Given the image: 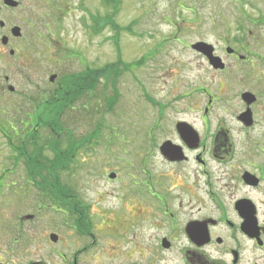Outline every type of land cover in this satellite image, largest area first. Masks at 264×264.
<instances>
[{
	"label": "rangeland",
	"instance_id": "rangeland-1",
	"mask_svg": "<svg viewBox=\"0 0 264 264\" xmlns=\"http://www.w3.org/2000/svg\"><path fill=\"white\" fill-rule=\"evenodd\" d=\"M18 2L21 7L13 10L16 14H0L4 23L18 27L21 33L20 38L7 34L5 45L0 41V257L9 264H70L79 246L96 240L103 243L107 255L110 246L118 243L120 256L126 258L122 245L133 239L126 246L135 244L133 259L151 260L153 232L146 225L131 233L121 229L130 228L128 221L133 223L131 214L137 206L131 209L126 203L121 209L118 195H124L127 186L109 180L107 175L121 174L123 182L128 183L132 170L129 164H139L145 155L147 130L156 115L151 100L164 108L167 105L163 112L165 123L187 119L201 132L195 114H176L173 110L200 109L207 104L206 92L210 93L214 101L208 115L207 137L214 133V125L223 123L237 149L241 147L242 137L236 132L229 110L240 108L236 92L253 83L260 87L257 82L264 81V65L256 58L264 59V0H120L116 9L102 0ZM105 15L111 16L118 30L108 24L93 30L95 21ZM198 41L217 48L227 72L212 70L191 48ZM226 45L240 55L246 56L244 48L253 54L255 68L251 76L247 74L251 64L235 63L236 58L224 54ZM106 65L113 66L110 78L99 76L90 95L85 94L61 116L64 133L56 148H66L65 132L70 131L77 139H90L88 146L74 151L65 170L57 171L59 183L72 188L94 223L93 236L83 239L76 237L69 226L64 216L67 209L59 206L62 212L53 210L58 201L52 205L46 195L43 200L51 203V208L39 207L43 204L41 195L27 178L23 153L37 152L41 159L51 161L52 134L46 127L25 124L34 123L33 112L38 111L35 108L41 97L56 90L63 74L100 72ZM51 74L55 76L52 82L48 80ZM107 97L111 109L107 108ZM262 105L264 100L255 108L260 117ZM7 133L9 142L4 135ZM157 135L161 139L165 136L160 132ZM251 137L262 148L253 160L264 162L263 123L253 129ZM20 144L22 154L17 151ZM249 145L258 149L254 143ZM158 163L157 170L161 168ZM212 168L219 176V168L213 164ZM187 176H180L179 182L185 183ZM219 187L224 193L229 186L219 180ZM143 212L146 217L149 211ZM26 214L33 218L25 219ZM19 216L23 219L24 239L16 232ZM81 228L89 229L86 225ZM51 233L58 236L57 242L50 240ZM53 248L59 249V255L52 252ZM101 251L95 245L92 250L76 252L77 260L80 264L120 261L105 259Z\"/></svg>",
	"mask_w": 264,
	"mask_h": 264
},
{
	"label": "flooded vegetation",
	"instance_id": "flooded-vegetation-1",
	"mask_svg": "<svg viewBox=\"0 0 264 264\" xmlns=\"http://www.w3.org/2000/svg\"><path fill=\"white\" fill-rule=\"evenodd\" d=\"M20 7L19 2L11 5L0 0V14H16L13 10ZM13 27L14 25L4 23L0 19V35H11ZM244 52L246 56L240 55L237 49H234L232 53H225L224 49L225 55L236 58L235 63H250L247 74L251 76L254 73L252 72L255 68L254 61L247 48H244ZM214 54L223 58L216 47ZM198 55L207 62L203 54L198 53ZM215 71L225 73L227 65L224 69ZM257 83L260 87L253 83L239 91L236 96L240 108L229 110L231 119L237 126L236 132L242 137L239 149L223 123L214 125V133L210 135V138L207 137L206 132L209 130L207 121L210 106L214 101L213 96L207 100V106L200 109L173 110L176 114L185 111L195 114L200 129L204 130L201 132L195 127L193 121L189 122L187 119H176L165 123L163 112L168 109L167 105L164 108L160 102L153 101L152 104L156 106V115L147 130V150L139 164H129L132 169L128 173L129 182H123L121 174L116 176L112 172L115 175L114 178L109 177L111 172L107 175L109 180L122 182L120 185L127 186L126 193L118 195L121 209L126 203L131 209L137 206L135 212L131 214L130 221L133 223L128 221L130 228L122 227L121 229L131 233L132 229L146 225L153 232V258L144 262L134 260L136 256L133 254L137 251L135 250L134 253L132 251L135 244L129 245V248L126 247L133 242V239L126 240L124 235H121L119 237L121 242L127 241L125 245H122L127 254L126 258L120 256L118 243L110 246V252L107 255V249L103 243H96L95 240L79 246L74 251L70 264H80L76 252L92 250L95 245L102 250L101 254L105 255V259L120 260L111 264H264V162L253 160L257 151L262 148L257 144V139L251 137L254 128L261 123L264 125V112L263 117H260L255 110L264 100V81ZM7 88L9 89L10 86ZM242 92L253 93L255 99L248 104L242 99ZM247 111L249 115L246 118L244 114ZM31 125L35 128L39 127L35 122ZM14 132L16 133V130ZM159 132L162 135L165 134L163 139L157 135ZM4 135L9 142L8 133ZM249 143H254L258 149ZM156 160L161 166L158 170ZM212 164L219 168V176L215 168L213 171ZM164 170H167V173ZM185 175H188L186 177L188 180L185 183L179 182V177ZM46 179L47 187L51 186L55 189L59 185L57 171L52 174L47 173ZM219 180H225L229 186L224 193L219 187ZM34 186L40 187L37 183ZM38 193L41 195L39 191ZM46 193L50 196L48 190ZM44 197L46 194L42 193L41 199ZM41 199L43 203L39 204L41 208H51V203L52 205L57 203L53 196L50 197V205L45 204ZM58 208L59 205L53 210L57 211ZM73 209L74 215L70 221L73 233L76 237L83 239L92 237L94 223L89 213L87 212L85 220L76 221L74 218L78 217L80 209L78 206H74ZM143 210L149 211L146 217ZM22 222L23 219L19 216L16 232L19 238L24 239L21 234ZM76 223L89 228L85 229L84 236L77 234ZM117 237L112 236L113 239ZM17 240L18 238L15 239L16 242ZM23 244L22 241L20 245ZM52 252L59 255L58 248H53ZM0 264H9V262L0 257Z\"/></svg>",
	"mask_w": 264,
	"mask_h": 264
},
{
	"label": "trees",
	"instance_id": "trees-1",
	"mask_svg": "<svg viewBox=\"0 0 264 264\" xmlns=\"http://www.w3.org/2000/svg\"><path fill=\"white\" fill-rule=\"evenodd\" d=\"M103 2L107 6H112L114 9H116L120 3V0H103ZM95 22L96 24L93 25V30L101 28V26L104 24H108L111 27L114 26L118 30L117 25L114 24L110 15H106V18L96 20ZM112 68L113 66L106 65L100 72H92L91 70H88L83 74H63L61 76L63 78L61 81H59V85H57L56 90L45 92V95L41 97L40 102L35 108L36 110L38 109V111L33 112L35 116L34 122L39 127H46L52 134V147L50 148V151H52L55 156L52 157L51 161H47L46 159H41V156H39L37 152H24V162L27 166L28 172L34 177L32 179H38V177H35L40 176V173H45V171L48 173H52L55 170L62 172V170L66 169L69 159L71 160L73 158L74 151L88 146V142H90L89 138L77 139L69 131L63 134L66 138V148L58 149V151L56 150V148L59 147V144L61 143L60 136L63 132L61 116L64 115L66 110L69 109L72 104L82 98L85 94H89L94 90L99 76H105L106 79L110 78L109 74ZM56 132L59 134V136ZM47 144H50V141H48ZM22 151L23 150H21L19 154H22ZM34 174L36 176H34ZM56 191H58V198L56 197L55 191H51L50 197L53 196L54 199L59 200L60 205L71 212L72 209L70 207H72L74 203H81V201L76 198V194L73 192L72 188L66 183L60 182ZM80 220H84V216H81ZM81 227L82 226H79L78 228L80 232H83V228Z\"/></svg>",
	"mask_w": 264,
	"mask_h": 264
},
{
	"label": "water",
	"instance_id": "water-1",
	"mask_svg": "<svg viewBox=\"0 0 264 264\" xmlns=\"http://www.w3.org/2000/svg\"><path fill=\"white\" fill-rule=\"evenodd\" d=\"M4 3L6 4H11V5H15L16 2L13 1V0H3ZM18 28H15L14 29V35H18ZM2 43L5 44L6 43V38H2ZM192 48L196 49V50H199L201 51L204 55L207 56V58L209 59V62L211 64V66L213 68H220L222 69L224 67L223 63H221V60L219 57H216L213 55V48L210 44H207L206 42H196L195 44L192 45ZM226 51L227 52H231L232 50L230 48H226ZM54 75L50 77V80H53L54 79ZM10 90H12V88H10ZM243 97L248 100L249 102L253 101V98L251 97V94L249 93H244L243 94ZM111 177H114L113 174L110 175ZM50 239L51 241L53 242H56L58 237L56 234H51L50 235Z\"/></svg>",
	"mask_w": 264,
	"mask_h": 264
}]
</instances>
